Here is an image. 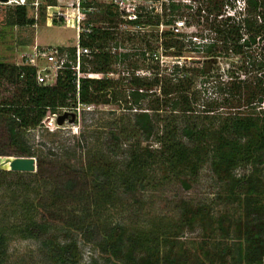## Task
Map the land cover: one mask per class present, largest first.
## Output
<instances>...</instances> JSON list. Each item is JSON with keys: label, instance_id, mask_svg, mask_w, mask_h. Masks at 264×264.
<instances>
[{"label": "trees", "instance_id": "trees-1", "mask_svg": "<svg viewBox=\"0 0 264 264\" xmlns=\"http://www.w3.org/2000/svg\"><path fill=\"white\" fill-rule=\"evenodd\" d=\"M86 1L82 2L83 11L90 10L95 16L99 11L103 12L104 19L98 21L107 25L95 26L88 22L85 27L90 26V32L80 33L78 43L88 52L80 56L79 72L74 68L76 46L57 48L60 54L67 55V62L58 71L54 85L38 83L34 66L0 61V157L8 160L12 159L10 156L36 157L38 161L36 173L0 169V193H5L4 190L11 192L15 202L19 198L25 202L31 198L36 200L27 209L29 217L22 229L26 238L39 240L57 222L65 229L78 231L84 240L95 241L102 252L111 255L113 264H264V117L256 119L241 111L253 106L254 99L264 100V80L261 77L250 86L236 75L214 83V90L222 98L221 106L239 110L230 113L219 111L218 99L212 101L213 106L203 105L205 109L198 111L196 102L200 91L195 89L196 100H192L189 93L197 79L204 81L207 78L205 66L199 63H195V67H189L187 62L173 63L171 78H163L160 65L158 71L151 73L154 78L149 73L147 76L132 75L129 80L132 89L130 108L134 111L130 117L118 119V126H112L105 143L111 148L117 137H126V141H117L118 148L122 144L127 150L122 164L99 159L90 162L82 173L60 161L62 165L47 161L49 159L38 156L28 145L26 132L40 125L48 109L77 107L79 103L100 104L107 94L115 95L120 80L108 75L117 74L118 66L131 56H140L142 63L152 69L154 63L161 62L150 41L139 36L137 40V35H143L145 26H159L163 15L139 7L137 19L126 22L140 29L128 33L124 39L138 45H134V51L122 52L119 48L124 41L117 40L118 28L113 25L120 16L118 7L112 2L98 5ZM211 2L212 8L219 10L216 15L224 17L222 11L228 3L225 0ZM182 4L170 0L168 5L164 1L162 7L170 9L172 15L182 8ZM201 4L197 11L203 8ZM104 6L106 8L102 10ZM29 8L32 9L14 6L13 14L8 17L9 23L35 24V13L32 9L29 14ZM247 11L248 16L244 18L226 16L225 25L216 28V37L207 46L209 49L215 47L220 38L227 48L240 55L245 53L249 64L255 69L260 68L263 76L264 55L257 60L246 53V48L264 38V0H248ZM176 20L169 17L165 26H174ZM53 22L64 23L56 19ZM162 34L170 37L162 42L165 51L183 48L184 43L177 39L183 36L182 33L176 34L171 28ZM112 41L115 46L110 47ZM114 47L118 51L112 50ZM88 73L104 76L89 77ZM4 80L18 85L17 91L8 98L1 96ZM149 96L155 99L150 101L148 108H143L142 101ZM165 106L169 110L160 114ZM143 141L156 143L157 147L142 146ZM205 166L212 172L217 186L215 203L237 204V209L231 208L233 217L228 225L226 220L217 218L221 224L219 233L212 230L213 233L203 235L201 239L182 241L179 237L184 231L197 226L205 230L207 220L216 222L209 216L204 201L191 196L176 197L172 218L145 221L143 196L146 190L164 191V187L170 184L190 191ZM25 175L33 176L34 180L23 183ZM10 177H17L20 181L14 190L4 185ZM129 202L131 205L127 206ZM122 203L127 206L124 210L129 216L128 225L125 222L112 223V213H109L113 209L119 210L117 206ZM223 214L227 217L229 209ZM8 236V230L1 225L0 264L8 257ZM69 237L70 234L64 238ZM95 237L100 239L95 240ZM74 244L66 241L60 252L51 249L49 255L58 263L67 264L65 252L70 255V247Z\"/></svg>", "mask_w": 264, "mask_h": 264}, {"label": "rangeland", "instance_id": "rangeland-1", "mask_svg": "<svg viewBox=\"0 0 264 264\" xmlns=\"http://www.w3.org/2000/svg\"><path fill=\"white\" fill-rule=\"evenodd\" d=\"M52 1L53 3H57L58 7H60V5L65 6L69 16L76 14V11L72 7L74 0ZM110 1L111 0H87L86 2L107 5ZM169 1L170 0L166 1V5L169 4ZM180 1L184 3L182 4V8L172 15L170 9H165V7L160 8L158 4L153 5L151 10L152 14H163L160 18L161 24L159 26H145L142 28L143 35H137V40L139 36L146 37V40L150 41L154 53L156 52L157 55L160 56V64L157 62L153 64V69L149 66L148 68L142 63V58L140 56H131L129 59L133 66L131 69L128 65L129 60H126L122 65L118 66L117 74L108 75L109 77H116L120 80L118 82V88L115 89V95L107 94L103 97L104 102L100 104L82 105L79 103L77 105V110L71 109L67 111L69 113H74V117L71 115L68 116L62 124L58 123V118L66 113L64 112L65 110L62 108L55 111L48 109L40 125L30 129L25 134L28 145L38 156L49 159L47 161L52 160L51 163L53 161H60L63 165L71 167L73 171L80 170L82 173L85 172V167L90 162L99 159L103 161L104 159L105 161L111 160L112 162L115 161L118 164H122L126 158L127 150L122 144H120L118 148L117 141L121 142V139L125 140L126 137H117L118 140L114 141L111 148H108L105 146V143H107V136L109 135L108 132L113 125L118 126L120 122L118 119L130 117L131 111H134V109L131 110L130 108V93L132 89L129 80L131 76H147L149 73L150 77L154 78L155 76L151 73L158 71V65H160L162 69L160 74H162L164 79L165 77L171 78L170 73L173 69V63L187 62L189 67H195V63H199L200 66H205V70L208 73L205 79L206 81L197 79L189 93L192 100H196L198 95H195V89L200 91V98L196 102L198 111L205 109L203 105L213 106L211 103L214 99H218L219 101L216 102L217 107H220L219 111L230 113L239 111L227 105L221 106L222 98L221 95L214 90V83L218 80H228L230 75H236L244 79L246 82L245 84L250 86L255 83L254 81L257 78L261 77L264 80V75L261 76L263 72H261L260 68L255 69V66L252 67V65L249 64V58L245 53L242 55L237 54L232 48H227V45H224L223 40H220V38H218L219 41L216 42L215 47L211 49L208 48L209 43L216 37V28L221 29L222 24L225 25V17L228 16L227 12L231 11V8H233L232 6L236 5L234 4L236 2L225 0L226 2L229 1L227 2L229 4L224 8V11H222L224 12V17H222L216 15L219 13V10H214L212 8L213 4L211 0ZM42 3L43 4L40 6L41 8H39L36 14V23L27 25L10 24L8 17L10 14H13L14 6L5 7L4 5H0V61L8 64L21 63L23 62L21 55L24 54L25 51L32 53L35 44L43 49L52 47H77L78 35L76 27H74L73 24V27H70V21L58 15V11L62 12L63 10L58 9L57 11L49 0H42ZM200 4L203 8L197 11ZM127 5L130 6L128 2ZM105 8L106 6H104L102 10ZM99 9L100 7H98V11ZM83 10L81 15V27L85 28L88 22L95 26L107 25L106 23L98 21L104 19L103 17H105V14L103 12L99 11L95 16L94 14H90V10H86V12ZM124 11L127 12L126 8H124ZM31 12H33L32 9H30L28 13L31 14ZM241 12L243 13L242 16H248L247 10ZM119 14L120 16L117 22L113 25L118 28V33L116 34L117 40H121L122 42L124 39H127L128 33H132L133 26L126 22V18L122 16L120 11ZM171 16L176 19L182 18L186 22V26L182 30L183 36L177 37V39L181 41V44H184L182 49L177 48L165 51V45H163L162 42L168 41L170 37L162 33L172 28L165 26L166 20ZM54 19L63 21V25L55 24L53 22ZM242 32H245L244 28ZM134 43L133 41L125 40L122 42V47L119 48V51H134L136 49L134 45H138V43ZM109 45L113 47L115 46V42L112 41ZM112 50L118 51L115 47L112 48ZM246 53L257 57V60H261L262 55H264V38L259 39L255 45L246 48ZM37 63L40 69L51 67V63L48 62L47 59L38 60ZM192 75H194V73H192ZM87 76L101 78L104 75L88 73ZM17 88L18 85L4 80L1 88V96L6 98L11 97L17 91ZM154 89L159 91L157 87ZM153 99H155L154 96H149L148 99L143 100L142 107L148 108L151 103L150 101H153ZM214 106L216 107V105ZM71 107H74V105ZM163 110L164 111L162 113L160 112V114H164L169 108L165 106ZM148 111L151 113L154 112L150 109H148ZM241 111L244 114L253 115L256 119L263 118L264 100L258 101L254 99L253 106L245 107ZM137 138H140V136L138 135ZM132 142H135V140H132ZM148 145L157 147L156 143L152 144L147 141L142 142V146ZM1 158L2 157H0V159ZM34 158L37 160L36 157ZM6 161L8 162L9 160L6 159ZM61 163L58 162L57 164L62 165ZM0 169L8 170L2 168V166H0ZM36 172L37 171L27 173ZM199 175L200 177L193 184V188L187 192L184 189H179L176 185L174 187L170 184L164 187V191L146 190L143 196L146 204L144 209L145 221H153L161 219L162 217L167 219L170 217L172 218L175 214L174 208L176 202L174 201H176V197L191 196L194 199L197 198L199 201H204L208 208L209 216L216 219V222L211 223L207 220L205 230L197 226L193 230L184 231L179 238L182 241H191L201 239L203 235L213 233L211 232L212 230L219 233L218 230L221 224L217 221V218L226 220L225 223L228 225V223L232 221L231 217H233V209L231 208L235 207V209H237V204L228 205L222 202L215 203L214 199L216 198L217 186L213 180L212 172L205 166ZM22 178L23 183L34 180L33 176L25 175ZM19 182V178L10 177L4 181V185L5 187L8 185L11 187V190H14L16 189V184ZM4 192L5 193H0V226L2 225L8 230L9 251L8 257L3 264H61L57 262L56 258L53 259L50 257L49 254L51 253V249H53L55 253H58V251L60 252L66 241L70 245L71 242L75 243L70 247L72 248L69 252L70 255L65 252L66 259H68L67 264H113L114 261H112L111 255L102 252L95 241L84 240L78 231L65 229L61 223H53L50 228L43 233L39 240L35 238H26L27 235H24L22 229H24L23 225L26 224V219L29 217L27 209L32 203H36V200L31 198L29 201L25 202L23 199L21 200L19 198L18 202H15L11 198V192L5 190ZM31 193H33V191ZM125 205L126 203H122V205L117 206L120 207L119 210L113 209L109 211V213H112V223L125 222L128 225L129 220L127 218L129 216H127L128 214L124 209L131 204L129 202L127 206ZM220 208H224L223 210L225 211L229 209L227 217L223 214L225 211L222 212ZM68 234H70V237L65 239L64 237ZM97 239H100V237H95V240ZM44 250H46V258L44 256Z\"/></svg>", "mask_w": 264, "mask_h": 264}, {"label": "built area", "instance_id": "built-area-1", "mask_svg": "<svg viewBox=\"0 0 264 264\" xmlns=\"http://www.w3.org/2000/svg\"><path fill=\"white\" fill-rule=\"evenodd\" d=\"M83 1L84 0H74L73 1L72 7L76 11V14L72 16H69L67 14V10L65 8L58 7V6L55 7L57 11L58 9L63 10L62 12L58 11V15L70 21V26H72L73 24V26L76 27L78 37L81 32H90V26L85 27V28L81 27V21H82L81 15H82V10L84 9L82 5ZM164 1L166 2L167 0H157V1H153V0H111L110 3L112 2L118 7L122 16H124L127 21V20L137 19L138 17L137 10L139 7H147L151 10L153 5L158 4L160 5L159 7L162 8V4ZM174 1L181 2L180 0H174ZM231 1L236 2L234 3L236 5H233L232 6L233 8H231V11L227 12L228 16L244 18L245 16H242L243 13L241 11L247 10L248 0H231ZM127 2L130 6L127 5ZM41 4H42V0H6V1L0 0V5H4L5 7L19 6V5L26 6V7H32L35 13V18H36L37 11L39 10ZM124 8H126L127 12L124 11ZM162 15L163 14H160V16ZM185 26H186L185 20L182 18H178L175 21V24L174 26H172V28L176 34H180L182 33V30ZM137 29H140V27L133 26V31L131 32H135L137 31ZM84 52H88V50L81 48L78 43L77 50H76L77 62H76V66L74 67L78 72H79V65H80V56ZM21 57L23 58L24 63H27L31 66L36 67L37 82L40 84H45V85H54L56 83L58 71L63 69L65 67V63L67 62V55L60 54L57 48L52 47L49 49H43L37 44L33 46L32 53H28L25 51V53L22 54ZM45 59H47V61L51 63V67L50 68L44 67L43 69H40L37 61L45 60ZM62 109L65 110L64 112H67L71 109L77 110V107H63Z\"/></svg>", "mask_w": 264, "mask_h": 264}, {"label": "water", "instance_id": "water-1", "mask_svg": "<svg viewBox=\"0 0 264 264\" xmlns=\"http://www.w3.org/2000/svg\"><path fill=\"white\" fill-rule=\"evenodd\" d=\"M70 115L74 117V113H69V112L64 113L58 118V123L62 124L65 121V119ZM11 157H14V159L8 161L10 162V169L8 170L18 171V172L37 171V160L34 157H16V156H11Z\"/></svg>", "mask_w": 264, "mask_h": 264}, {"label": "bare ground", "instance_id": "bare-ground-1", "mask_svg": "<svg viewBox=\"0 0 264 264\" xmlns=\"http://www.w3.org/2000/svg\"><path fill=\"white\" fill-rule=\"evenodd\" d=\"M11 157V156H10ZM12 159H14V157H11ZM0 166H2V168H4V169H10V162L8 163L7 161H6V159L5 158H1L0 159Z\"/></svg>", "mask_w": 264, "mask_h": 264}, {"label": "crops", "instance_id": "crops-1", "mask_svg": "<svg viewBox=\"0 0 264 264\" xmlns=\"http://www.w3.org/2000/svg\"><path fill=\"white\" fill-rule=\"evenodd\" d=\"M70 27H72V26H70Z\"/></svg>", "mask_w": 264, "mask_h": 264}]
</instances>
